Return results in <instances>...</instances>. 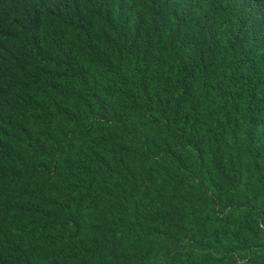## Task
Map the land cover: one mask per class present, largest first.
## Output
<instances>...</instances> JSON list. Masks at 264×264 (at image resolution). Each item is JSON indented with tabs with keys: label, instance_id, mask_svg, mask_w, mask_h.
Listing matches in <instances>:
<instances>
[{
	"label": "trees",
	"instance_id": "1",
	"mask_svg": "<svg viewBox=\"0 0 264 264\" xmlns=\"http://www.w3.org/2000/svg\"><path fill=\"white\" fill-rule=\"evenodd\" d=\"M198 17L206 20L198 35L203 50L181 60L190 42L184 29ZM134 57L158 70L172 61L171 89L151 82L135 95L112 93L118 98L110 110L127 103L141 112L163 110L166 128L180 140L190 128L181 105L203 95L232 99V78L211 81L229 61L230 69H250L246 90L264 85V0H0V192L19 193L0 196V264H89L109 247L129 241L132 248L144 238L142 226L124 223L123 198L107 189V167L94 160L104 133L88 130L93 104H104L111 77L128 75ZM254 108L253 129L264 123V101ZM117 118L113 129L127 126V118ZM256 134L248 152L263 173ZM83 211L93 223L88 231ZM221 219L211 218L219 229L207 234L198 264H264L261 230L229 229ZM235 235L242 238L237 245ZM117 254L101 264L136 260Z\"/></svg>",
	"mask_w": 264,
	"mask_h": 264
},
{
	"label": "rangeland",
	"instance_id": "2",
	"mask_svg": "<svg viewBox=\"0 0 264 264\" xmlns=\"http://www.w3.org/2000/svg\"><path fill=\"white\" fill-rule=\"evenodd\" d=\"M204 21L198 17L186 24L184 32L189 34L190 42L179 55L181 60L191 61L203 50L198 35ZM231 61L217 70L211 81L232 78V99L203 95L200 102L181 105L190 128L180 140L166 128L167 112L163 110L141 112L128 103L116 113L110 110L118 98L116 95L113 99L112 93L122 90L126 95H135L142 83L150 87L151 82L160 83L167 93L175 69L172 61L158 70L149 59L134 57L128 75L111 77L104 104H93L88 113L95 122L88 130L99 127L104 133L94 147L100 157L94 160L107 167V189L123 198L124 223L142 226L144 238L132 248L133 242L129 241L109 247L89 264H101L102 258L112 262L111 254L118 252L128 256L127 263L131 257L136 259L129 264H198L207 234L219 229L211 220L214 216L224 218L229 229L258 227L262 240L257 241L264 243V172L256 168L248 152L253 132L258 133L257 143L264 146V123L254 129L249 125L254 103L264 101V85L254 94L246 90L253 81L250 69L246 73L241 66L230 69ZM113 114L127 118V126L117 124L113 129ZM84 127L81 124L73 131L77 134ZM73 147L67 152L68 160L76 152ZM0 196L19 199L17 191L5 189ZM234 204L243 206L238 210L231 207ZM88 219L83 211L81 222L88 227L86 231L93 226ZM241 239L235 235L231 242L237 245ZM210 243L215 246L213 239Z\"/></svg>",
	"mask_w": 264,
	"mask_h": 264
}]
</instances>
